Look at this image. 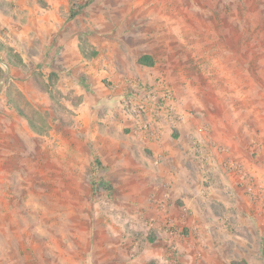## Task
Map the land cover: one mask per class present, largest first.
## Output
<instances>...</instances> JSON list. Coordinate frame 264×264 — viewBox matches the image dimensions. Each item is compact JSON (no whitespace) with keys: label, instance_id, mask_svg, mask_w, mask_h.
<instances>
[{"label":"rangeland","instance_id":"obj_1","mask_svg":"<svg viewBox=\"0 0 264 264\" xmlns=\"http://www.w3.org/2000/svg\"><path fill=\"white\" fill-rule=\"evenodd\" d=\"M241 261L264 264V0H0V264Z\"/></svg>","mask_w":264,"mask_h":264},{"label":"trees","instance_id":"obj_2","mask_svg":"<svg viewBox=\"0 0 264 264\" xmlns=\"http://www.w3.org/2000/svg\"><path fill=\"white\" fill-rule=\"evenodd\" d=\"M138 64L143 65V66H146V67H152L153 64H154V62H153L152 58H150L147 55H144V56H142V57H140L138 59ZM232 264H246V262L241 261V262H238V263H235L234 262Z\"/></svg>","mask_w":264,"mask_h":264},{"label":"built area","instance_id":"obj_3","mask_svg":"<svg viewBox=\"0 0 264 264\" xmlns=\"http://www.w3.org/2000/svg\"><path fill=\"white\" fill-rule=\"evenodd\" d=\"M132 108H133V107H132ZM133 112H136V115L139 114V111H137V110H135V109L133 110Z\"/></svg>","mask_w":264,"mask_h":264},{"label":"water","instance_id":"obj_4","mask_svg":"<svg viewBox=\"0 0 264 264\" xmlns=\"http://www.w3.org/2000/svg\"><path fill=\"white\" fill-rule=\"evenodd\" d=\"M3 67H4V69H5V72H7V67H6V66H4V65H3Z\"/></svg>","mask_w":264,"mask_h":264}]
</instances>
